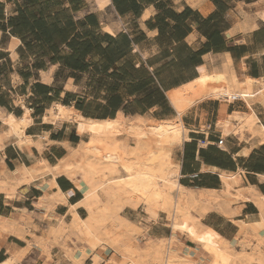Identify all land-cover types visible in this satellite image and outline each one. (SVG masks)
Returning a JSON list of instances; mask_svg holds the SVG:
<instances>
[{
	"label": "crops",
	"instance_id": "crops-1",
	"mask_svg": "<svg viewBox=\"0 0 264 264\" xmlns=\"http://www.w3.org/2000/svg\"><path fill=\"white\" fill-rule=\"evenodd\" d=\"M223 75L253 98L189 108L173 159L198 220L188 227L264 264V0H0V264H124L79 227L83 182L56 168L91 135L56 105L86 121L172 122V98ZM169 214L124 209L134 252L171 238L186 264H209Z\"/></svg>",
	"mask_w": 264,
	"mask_h": 264
},
{
	"label": "bare ground",
	"instance_id": "bare-ground-1",
	"mask_svg": "<svg viewBox=\"0 0 264 264\" xmlns=\"http://www.w3.org/2000/svg\"><path fill=\"white\" fill-rule=\"evenodd\" d=\"M245 86L235 80L233 85L230 84L224 75L203 77L190 86L184 92V96L181 94L182 101L172 98L180 115L172 122L143 121L147 120L146 118L139 120L138 124L136 122L134 124V118L129 119L133 122L129 124H127L129 121L126 122L124 118L116 119L117 121H86L79 114L56 105L59 111L58 119H63L67 113H70L75 117V121L80 122L81 131L91 135H89L91 139L88 143L74 150L72 155L63 161L59 168H56L59 173H65L77 182L80 178L83 182L82 187L86 196L84 204L88 208L89 216L87 220H79V227L86 231L89 240L97 244L111 245V248L113 247L123 256L124 264H147L142 256H135L134 250L138 244L133 245L130 240V233L138 230L137 227L124 216H117L123 207L115 197L122 192L129 194L133 199H141L142 206L150 218L158 216L156 209L169 212L173 232L179 231L191 240L197 241L210 258L209 264H235L241 253L236 252L232 244L220 239L209 230L197 232L196 228L188 227L189 222L196 224L198 220L190 213V191L179 184L180 165L174 161L173 152L183 143V134L186 130L181 118L189 108L210 99H222L226 100L225 102L241 100L249 104V100L253 98V92ZM68 117L67 120L70 118ZM251 118L255 121L257 119L254 116ZM26 125L24 123L23 126ZM262 130L264 131V127ZM124 133L127 138L134 139V146H129L126 139L121 138ZM101 171L104 172V179L98 180L96 175ZM119 173L123 175L112 176ZM223 179L227 181L226 176H223ZM115 189L118 191L114 192ZM183 201L186 202L185 206H182ZM96 214H114L118 220L117 227L124 228L123 235L111 238L106 232L103 234V228L100 225L102 221L96 217ZM261 218L258 225L264 226V216ZM166 241L167 247L165 246L163 253L161 251L163 248L157 247L158 249L155 250L153 264H186L185 257L171 246V238L159 240L158 243L163 246ZM247 261L250 262V259Z\"/></svg>",
	"mask_w": 264,
	"mask_h": 264
},
{
	"label": "rangeland",
	"instance_id": "rangeland-1",
	"mask_svg": "<svg viewBox=\"0 0 264 264\" xmlns=\"http://www.w3.org/2000/svg\"><path fill=\"white\" fill-rule=\"evenodd\" d=\"M121 175H123L122 173H119V174H114V175H112V176H116V177H118V176H121ZM96 179H98V180H101V179H104V172H99L97 175H96ZM116 191H118V190H114V192H116ZM116 198V201L123 207V210L119 213V215H117V216H120L123 212H124V209L126 208V207H128V206H130V207H138V206H142V203H141V199H138V198H132L129 194H125V193H122V192H120V193H118V195L115 197ZM183 203H185V201H183L182 202V206H185L186 205V203L185 204H183ZM143 207V206H142ZM156 211L157 212H159L160 210L159 209H156ZM170 215V218H171V214H169ZM115 215L114 214H111V215H106V214H96V217H98V218H100V220L102 221L101 222V227L103 228V231L104 230H106V231H108V232H110L109 234H108V232H106L108 235H109V237H113V238H118V237H120L121 235H123V234H121L123 231H124V228H121L122 226H120V227H117L118 226V220H116V218L114 217ZM190 228H192V229H195V227H190ZM135 231V230H134ZM92 242H94V241H92ZM95 244H97L96 242H95ZM151 245V244H150ZM149 245V246H150ZM243 245H245V247H249V248H251L253 251H258L259 250V246H260V244L259 245H257V246H252L251 244H249V243H247V244H243ZM167 247V241L165 242V244L163 245V246H157V247H160V249L161 248H163V249H161V251H162V253L165 251V249H166V247ZM172 246V245H171ZM173 247V246H172ZM158 248H154L153 249V252H149V253H147V251L145 252H143V253H140V254H143L144 255V262L146 261V263H152L153 264V262H155L154 260V258H155V254H154V252H155V250H157ZM135 253V256H138V257H140L141 255L139 254V253H137V252H134ZM243 256V257H242ZM245 257H247V259H250V262H248L247 261V259H245ZM241 258V260H239ZM239 259L236 261V263L235 264H247V263H249V264H253L254 262H260L259 261V259L257 260V259H254L253 258V256H249L248 254H246V252L244 251L242 254H240L239 255ZM246 260V262L245 263H243L244 261ZM149 261V262H148Z\"/></svg>",
	"mask_w": 264,
	"mask_h": 264
},
{
	"label": "built area",
	"instance_id": "built-area-1",
	"mask_svg": "<svg viewBox=\"0 0 264 264\" xmlns=\"http://www.w3.org/2000/svg\"><path fill=\"white\" fill-rule=\"evenodd\" d=\"M222 143H223V141H222V140H220V141H219V144L221 145Z\"/></svg>",
	"mask_w": 264,
	"mask_h": 264
}]
</instances>
